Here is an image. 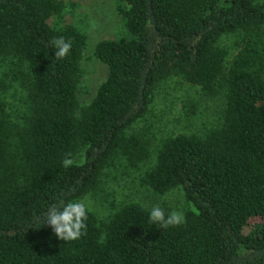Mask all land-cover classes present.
Instances as JSON below:
<instances>
[{"label": "trees", "instance_id": "trees-1", "mask_svg": "<svg viewBox=\"0 0 264 264\" xmlns=\"http://www.w3.org/2000/svg\"><path fill=\"white\" fill-rule=\"evenodd\" d=\"M113 2L124 33L94 43L105 75L81 100L87 34L64 0H0V264H264V0ZM132 172L181 203L116 198ZM75 199L90 204L82 238L30 227ZM154 205L186 224L150 223Z\"/></svg>", "mask_w": 264, "mask_h": 264}, {"label": "rangeland", "instance_id": "rangeland-1", "mask_svg": "<svg viewBox=\"0 0 264 264\" xmlns=\"http://www.w3.org/2000/svg\"><path fill=\"white\" fill-rule=\"evenodd\" d=\"M64 8H66V18L76 22V25L87 34L84 53L81 58V66L83 68L81 80L78 87V95L81 100L88 97V94L94 91L96 84L105 75V66L95 60L91 55V48L94 43L101 38H111L124 33L121 24L122 18L115 7L113 0H64ZM166 97L174 98V94L180 93L179 90H168ZM176 97V96H175ZM158 106L162 108V115L169 118L175 113L179 100H175L172 106H166L169 99L160 95ZM182 121L175 122L170 120L167 123L169 128L177 131L180 129ZM117 177L111 182L112 187L109 188L116 198H123L127 195L135 197L138 201L145 205L161 203L173 208L174 205L181 203L179 189H170L163 193L152 192L142 188L133 175L135 173L123 174L116 173ZM106 200L108 195L107 187L102 190ZM95 196L87 197V200L98 203ZM176 210V209H175Z\"/></svg>", "mask_w": 264, "mask_h": 264}, {"label": "clouds", "instance_id": "clouds-1", "mask_svg": "<svg viewBox=\"0 0 264 264\" xmlns=\"http://www.w3.org/2000/svg\"><path fill=\"white\" fill-rule=\"evenodd\" d=\"M50 45L55 49L54 57L57 60L64 59L71 51L72 44L64 37L54 38ZM64 168L74 165L71 154H67L62 161ZM90 204L84 199L60 200L52 203L43 216L34 215L30 227L39 229L48 226L55 236L63 241H75L87 234V221L89 219ZM149 222L159 225L162 229L177 228L186 224V217L182 211L172 210L165 213L159 205H154L149 214Z\"/></svg>", "mask_w": 264, "mask_h": 264}]
</instances>
